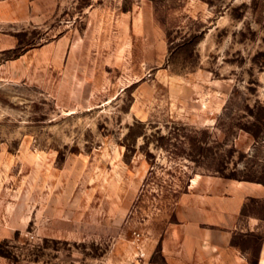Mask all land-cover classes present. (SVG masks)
<instances>
[{
    "label": "rangeland",
    "instance_id": "374dc122",
    "mask_svg": "<svg viewBox=\"0 0 264 264\" xmlns=\"http://www.w3.org/2000/svg\"><path fill=\"white\" fill-rule=\"evenodd\" d=\"M214 175L264 264V0H0V264H161Z\"/></svg>",
    "mask_w": 264,
    "mask_h": 264
},
{
    "label": "crops",
    "instance_id": "0c3cea01",
    "mask_svg": "<svg viewBox=\"0 0 264 264\" xmlns=\"http://www.w3.org/2000/svg\"><path fill=\"white\" fill-rule=\"evenodd\" d=\"M227 186L225 178L215 175L191 179L189 189L181 196L178 211L179 221H184L185 225L167 231L165 239L172 238L174 241L162 244L165 262L161 264H240V260H244L236 253L234 244L218 241L216 232L201 229V224H218L216 218L219 213L225 215L228 210L239 212L243 203L240 198L252 190H259L254 182L238 180V191L229 196L237 199L227 200L224 197L229 195L225 193ZM222 192L223 196L219 195ZM198 211L202 213V218L196 219ZM245 260L241 264H251L249 259ZM260 261L259 258L257 264Z\"/></svg>",
    "mask_w": 264,
    "mask_h": 264
},
{
    "label": "trees",
    "instance_id": "16d2710c",
    "mask_svg": "<svg viewBox=\"0 0 264 264\" xmlns=\"http://www.w3.org/2000/svg\"><path fill=\"white\" fill-rule=\"evenodd\" d=\"M255 263H257V261H255Z\"/></svg>",
    "mask_w": 264,
    "mask_h": 264
}]
</instances>
